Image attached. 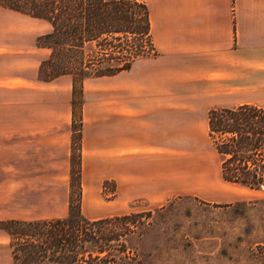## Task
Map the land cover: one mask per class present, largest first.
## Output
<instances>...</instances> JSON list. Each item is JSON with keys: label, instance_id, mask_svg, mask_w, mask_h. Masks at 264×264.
<instances>
[{"label": "crops", "instance_id": "0c3cea01", "mask_svg": "<svg viewBox=\"0 0 264 264\" xmlns=\"http://www.w3.org/2000/svg\"><path fill=\"white\" fill-rule=\"evenodd\" d=\"M136 1L147 10L154 54L81 84L80 215L123 216L139 212L132 202L153 210L183 196L213 205L262 198L264 185L222 180L207 114L264 108V0ZM25 17L0 7V60L22 63L0 67V222L67 215L72 81L37 80L49 52L34 39L47 30L20 27ZM27 50L40 56L28 67ZM107 185L113 196L104 198ZM8 245L0 230V251L10 258Z\"/></svg>", "mask_w": 264, "mask_h": 264}, {"label": "trees", "instance_id": "16d2710c", "mask_svg": "<svg viewBox=\"0 0 264 264\" xmlns=\"http://www.w3.org/2000/svg\"><path fill=\"white\" fill-rule=\"evenodd\" d=\"M0 7L49 26L48 33L35 38V47L49 52L38 65L37 80L71 78V132L78 141L82 81L113 76L128 70L136 59L154 54L147 10L136 0H0ZM207 126L222 180L260 189L264 108L211 109ZM72 171L70 164V188ZM76 176L79 196V149ZM140 217L131 213L88 221L69 206L64 218L0 222V230L9 237L10 264H115L121 256L128 257L121 238L134 233L133 220Z\"/></svg>", "mask_w": 264, "mask_h": 264}, {"label": "rangeland", "instance_id": "374dc122", "mask_svg": "<svg viewBox=\"0 0 264 264\" xmlns=\"http://www.w3.org/2000/svg\"><path fill=\"white\" fill-rule=\"evenodd\" d=\"M7 15L12 14L1 17L13 25ZM21 19L25 22L20 23V27L26 30L36 33L50 30L43 21L28 17ZM40 35L43 34H37L35 38ZM23 57L27 67L31 61L40 58L31 50L25 51ZM14 59L17 57L0 60V67L15 69L22 64ZM74 126L77 129V124ZM70 144L73 188L69 187L67 209L70 206L75 214L79 211L78 149L80 159L76 133L72 134ZM103 193L104 198L110 197L112 187L105 186ZM131 207L137 208L141 217L133 220L134 233L121 238L128 257L121 256L115 264H264V196L251 202L227 205H213L183 196L166 201L159 209L145 210L143 203L138 201L132 202ZM0 264H10V258L1 251Z\"/></svg>", "mask_w": 264, "mask_h": 264}]
</instances>
